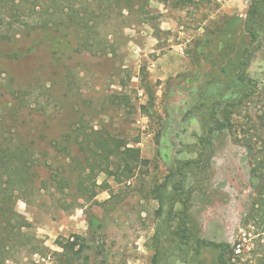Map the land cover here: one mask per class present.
<instances>
[{
	"label": "rangeland",
	"instance_id": "rangeland-1",
	"mask_svg": "<svg viewBox=\"0 0 264 264\" xmlns=\"http://www.w3.org/2000/svg\"><path fill=\"white\" fill-rule=\"evenodd\" d=\"M244 92L210 135L213 103ZM115 141L140 149L130 177ZM7 153L0 264H222L199 238L230 243L228 264H264V175L251 173L264 157V0H0ZM19 158L34 161L30 184L12 173ZM77 235L71 263L63 244Z\"/></svg>",
	"mask_w": 264,
	"mask_h": 264
},
{
	"label": "trees",
	"instance_id": "trees-1",
	"mask_svg": "<svg viewBox=\"0 0 264 264\" xmlns=\"http://www.w3.org/2000/svg\"><path fill=\"white\" fill-rule=\"evenodd\" d=\"M256 12V9L253 11V13ZM75 24L76 22H73ZM70 24V23H68ZM41 27H43V29L48 30L46 28V24H42ZM251 35V43L254 42L256 40V36L254 34V32H250L249 33ZM195 52V50H194ZM245 59H243L244 61ZM239 80L243 81V82H247L248 84L252 85V89H255L253 87H256L257 83L254 81V79L250 76L246 74V71L243 70V72L239 75ZM251 96V93L249 92H244L242 93L239 98L236 101H226L225 103H223L222 101H215L212 105L211 108V113H210V118H211V125L209 127V134L212 135L213 131H219V130H223L225 128H227L229 126V121L227 118L225 119H219L218 118V111H222L224 112L226 115H229L231 113V107H237L240 104L243 103L244 99L246 97ZM226 117V116H225ZM124 145V144H123ZM123 145H121L118 142H112L110 145V153H112V151L115 152L116 155H118L120 157V159L122 160L123 164H125L123 171L127 172V176H131L132 172H133V163L137 160H139L140 158V149L136 148V147H131V146H125L124 150L118 152L119 149H121L123 147ZM251 146V145H250ZM3 153V151H2ZM9 153H7L6 155H0V163H9V161H11L10 156L8 155ZM3 161H8V162H3ZM34 161L31 160L30 162L25 159L19 158L18 159V167L17 165L15 166L14 170L12 171V173L16 176H18L20 183H29L30 180V176L29 175H25L26 173L24 172L23 168L25 166H28V164L33 163ZM191 161H188L187 163H190ZM1 163V164H2ZM30 168V167H28ZM251 173H252V177H253V182L256 183L259 181V178L262 177V175H264V157H256V155H253L252 157V167H251ZM255 205H257L258 209H256L258 211V214L260 215L259 211L264 210V194L263 192L260 193L259 195V200H256ZM261 216V215H260ZM264 215L261 216V219L264 220L263 218ZM13 217V215H12ZM255 217V216H254ZM6 218L8 219L7 221H1L6 223V226L4 227L5 229L9 228V230L13 227L11 226V219L9 217L6 216ZM13 219H16V228L18 226V228H23L25 226H29L30 222H28L27 220H25V218H23L21 216V214L14 212V217ZM3 223V224H4ZM259 226V224H258ZM15 227V225H14ZM187 236V235H186ZM80 236L77 235L75 237V239H73L72 241L68 240L67 243L63 244L64 249L66 250V252H69L70 258L68 259V262H71L73 256H78L80 253L83 252L84 248L86 247V245L82 242L83 239L80 240ZM81 241V242H80ZM199 242H205L206 244L210 245V246H215L221 249L220 255H219V260L222 264H228L227 260H226V255H225V251L226 249H230L231 248V244L227 243V242H216V241H207L205 239L199 238L198 239ZM78 246V247H77ZM72 263V262H71ZM264 263V262H263Z\"/></svg>",
	"mask_w": 264,
	"mask_h": 264
},
{
	"label": "built area",
	"instance_id": "built-area-1",
	"mask_svg": "<svg viewBox=\"0 0 264 264\" xmlns=\"http://www.w3.org/2000/svg\"><path fill=\"white\" fill-rule=\"evenodd\" d=\"M242 235H243V239L246 240V232H245V231L242 232ZM242 250H243V243L238 242V243L236 244L235 251H236L238 254H240V253L242 252ZM47 259L50 260V259H51V255H48V256H47ZM44 260H45V258H44Z\"/></svg>",
	"mask_w": 264,
	"mask_h": 264
}]
</instances>
